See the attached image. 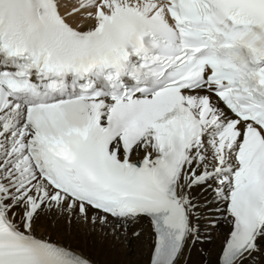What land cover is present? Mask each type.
<instances>
[{"label":"snow or ice","instance_id":"snow-or-ice-1","mask_svg":"<svg viewBox=\"0 0 264 264\" xmlns=\"http://www.w3.org/2000/svg\"><path fill=\"white\" fill-rule=\"evenodd\" d=\"M72 3L0 0V264H92L45 216L148 224L180 264L219 215V264L259 261L264 0Z\"/></svg>","mask_w":264,"mask_h":264},{"label":"bare ground","instance_id":"bare-ground-1","mask_svg":"<svg viewBox=\"0 0 264 264\" xmlns=\"http://www.w3.org/2000/svg\"><path fill=\"white\" fill-rule=\"evenodd\" d=\"M67 4L62 7V12H67L74 6L72 0H62ZM73 20L77 17L71 18ZM193 195L202 202L205 198L212 199L211 190L201 191L194 189ZM219 223L214 226L210 219H202L199 222L200 239L204 243L200 246L198 240L187 244L180 264H219V257L224 247L228 227L219 215L215 217ZM132 231H139V236L132 235ZM37 235L49 237L61 244L71 245L78 249L84 256L92 261V264H150L152 253V233L148 224L137 226L128 232L117 231L113 234L111 228L102 227L99 224L73 221L67 223V218L49 219L42 217ZM253 264H264V256Z\"/></svg>","mask_w":264,"mask_h":264},{"label":"rangeland","instance_id":"rangeland-1","mask_svg":"<svg viewBox=\"0 0 264 264\" xmlns=\"http://www.w3.org/2000/svg\"><path fill=\"white\" fill-rule=\"evenodd\" d=\"M200 222H202V221H200ZM198 264V263H197ZM200 264H201V262H200Z\"/></svg>","mask_w":264,"mask_h":264}]
</instances>
